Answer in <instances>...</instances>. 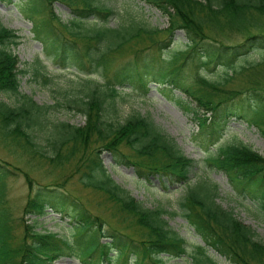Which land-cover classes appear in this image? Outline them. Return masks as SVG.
<instances>
[{"label": "trees", "instance_id": "obj_1", "mask_svg": "<svg viewBox=\"0 0 264 264\" xmlns=\"http://www.w3.org/2000/svg\"><path fill=\"white\" fill-rule=\"evenodd\" d=\"M141 1L169 18L163 37H159L158 30L140 26L108 27L115 12L97 0H22V14L32 22L34 35L62 68L88 76L97 66L110 67L112 56L132 53L134 59L117 68L104 82L80 80L72 90L61 92L65 107L84 117L85 124H51L52 134L46 139L50 153L37 143L34 129L46 128L50 111L61 104L39 106L24 95H20L15 106L0 100V139L4 143H11L21 155L44 161L53 169L72 164V176L79 175L82 186L103 193L115 206L107 217L93 216L66 191L67 178L62 183L35 187L28 173L21 172L28 195L18 237L7 205L5 180L15 175L9 167L19 169L0 160V264H53L62 255L75 256L82 264H166L164 256L177 258L189 252L186 239L171 230L164 219L167 214L179 213H167L161 207H142L106 175L100 159L102 152H107L114 164L131 167L140 178L157 176L165 186L188 185L179 211L206 244L191 252L194 264H218L206 246L237 264H264V242L256 233L217 203L215 190L206 182L191 184L195 160L185 156L147 118L132 115L123 124L112 119L118 111L121 89L145 97L155 85L166 97L174 98L178 90L190 99L177 102L201 120L199 137L207 150L221 140L230 119L258 127L264 137V80L258 78L264 74V67L235 66L238 57L247 52V46L256 44L264 48V31L254 34L251 29L257 27L256 17L264 18V0ZM55 3L68 7L72 16L69 21L62 22L54 13ZM88 20L94 21L89 28ZM179 32L188 40L185 50L167 61L162 52L175 43ZM238 32L246 36L245 42L225 48L232 50L225 55L228 52L217 47L219 39ZM19 40L13 30L0 24L2 95L18 96V76L26 72L19 68L18 58L12 52ZM146 42L157 47V51L139 55L133 50L132 46H145ZM188 61L193 68L195 64V71L212 65L229 71L219 80L199 72L185 76L183 68ZM38 65L36 60L25 67L35 77L48 81ZM240 76L247 79L246 88L226 89ZM207 153L206 166L224 173L240 195L248 193L249 200L264 215V157L244 144L220 146L216 152ZM49 210L73 220L72 243L51 234H37L33 224H26V217L40 218Z\"/></svg>", "mask_w": 264, "mask_h": 264}, {"label": "rangeland", "instance_id": "obj_2", "mask_svg": "<svg viewBox=\"0 0 264 264\" xmlns=\"http://www.w3.org/2000/svg\"><path fill=\"white\" fill-rule=\"evenodd\" d=\"M22 0H0V24L13 30L19 36V45L12 49L13 54L18 58L19 68L26 70L24 74L18 76L19 88L18 96L2 95L0 100L10 106H15L19 102L20 95L30 97L39 106H55L60 103V107H54L49 113V124L42 131L34 129V137L37 143L45 152L50 153L51 148L46 139L52 134V125L57 123H66L69 125L81 127L85 124V119L74 111L68 110L61 99V92L72 90L80 80H91L96 82H104L117 68L131 64L134 54H125L122 56H112L113 63L108 68L97 66L88 75L79 74L75 69L62 68L54 60L51 53L43 49L42 44L34 35L32 22L22 14ZM101 4L113 9L115 16L108 22L110 28L119 27H136L140 26L146 29L158 30L159 37H163L167 33L169 27V18L165 16L157 8L146 4L141 0H97ZM53 11L62 22L71 19V13L68 7L62 3H55ZM94 21L88 20L89 28ZM252 33H260L264 31V18L254 20ZM246 40L243 34L233 33L219 39L218 48L229 55L232 50L225 48H234L242 45ZM187 38L183 32H179L175 37V43L166 48L162 52V56L170 61L174 54L185 50ZM145 46H132L133 50L138 51L140 55H150L157 51V47H152L147 42ZM131 48V50H132ZM246 53L239 56L235 66H249L253 64H262L264 67V48L256 44L247 46ZM39 61V67L42 73L46 75L48 81H43L41 77H35L31 69L25 66L34 64ZM131 67V66H130ZM129 67V68H130ZM262 67V68H263ZM185 76H192L190 72H199L207 75L211 80L222 79L229 70L221 65L211 66L209 69L198 67L195 71L192 62L188 61L183 68ZM212 71V72H210ZM190 76V77H191ZM236 78V77H235ZM264 80V74L258 76ZM244 82V83H243ZM247 79L243 76L237 77L226 89H242L246 88ZM181 99L190 102L182 92L175 91L174 98L166 97L161 94L157 86L152 85L151 89L145 97L132 93L128 89H121L117 98L119 107L113 120L119 124H123L128 117L132 115H140L149 119L155 126L171 140L175 142L178 149L187 157L195 160L197 165L191 172V184L197 182H206L212 187L216 193L217 203L225 210L232 212L236 218L250 227L257 235V238L264 242V215L257 205L250 201V195L246 197L240 195V191L234 188L228 177L222 173L212 170L206 166L207 151L216 152L220 146L231 144H244L253 151L264 157V137L258 127L249 125L247 122L238 119L228 120V127L221 140L206 149L200 141V121L194 114L186 111L178 104L177 100ZM193 108L196 104L193 103ZM202 115V113H201ZM200 119L203 117L199 116ZM101 162L106 171V175L114 181L122 190L130 197L134 198L142 207L150 210L163 208L167 213H176L178 215H165L171 230L184 237L189 245V252L181 257L164 256L166 264H194L191 258V252L196 246L206 245L205 242L195 232L193 227L185 220L180 211L179 206L182 198L186 193L188 185H167L157 176H151L149 179L138 177L131 167L116 165L113 163L111 156L107 152L100 155ZM0 160L9 163L13 167H17L19 171L9 170L15 173L14 176H8L5 180V193L8 209L10 210L15 234L19 237L22 233V208L26 202L28 195V186L21 172H27L28 176L36 185H46L53 183H62L67 178L66 191L78 199L83 207L93 216L107 217L115 206L107 200L106 196L98 191L85 188L79 182V175H73V165H65L62 168L53 169L50 165L39 159H30L27 155H21L17 152L11 143H4L0 139ZM5 167H7L5 165ZM25 219H23L24 221ZM26 224H33V231L37 234H51L56 238L66 240L72 243L74 235V222L69 217L47 211L40 218L34 216L26 217ZM87 239V236L85 237ZM105 242V240H103ZM208 254L218 264H237L230 259L219 254L216 250L209 248ZM53 264H82L75 256L62 255L59 256Z\"/></svg>", "mask_w": 264, "mask_h": 264}]
</instances>
